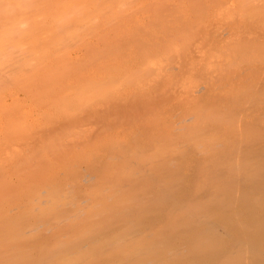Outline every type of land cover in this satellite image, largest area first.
<instances>
[{
    "label": "bare ground",
    "instance_id": "1",
    "mask_svg": "<svg viewBox=\"0 0 264 264\" xmlns=\"http://www.w3.org/2000/svg\"><path fill=\"white\" fill-rule=\"evenodd\" d=\"M15 1L16 0L12 1L11 3L13 4V2ZM198 1L199 0H197L196 5L198 4L202 6L203 4V6L200 7L197 5L198 6L197 7L195 5L194 13L197 12L196 13L197 15L195 14L194 16L195 18L198 15H201V13H203L202 11L201 13L199 12L200 11L199 7L203 8L205 6L204 8H206V6L208 5V3L207 4L205 3L206 5H204L203 2L200 1L201 3H198ZM253 1L254 0H241V1L239 0L237 4L238 5L237 10L235 8L234 10L233 9L227 10L225 9L226 6L224 7V4L219 8L218 6L220 5L219 4L218 6L216 5L215 8H213V10L219 9L220 11V9L222 8V9H225L226 12L225 13L222 12L224 13L223 16H225V18L223 17L222 22H220V20L222 19L220 18V20L217 21L218 23L216 22V19H215V17L218 16L217 14H219L217 13V11L216 12L214 11L215 14L217 13L216 16L214 13H210L213 15H209V16L207 14V17H210V18L212 16L214 17L215 22L213 23V25L211 22H210L211 25L208 23H205L206 21H211V19L206 20L205 19L206 15L203 14V16L205 17L201 15V17H203L206 20V21L204 20L203 26H209V25L210 27L212 26L211 28L209 27L211 29L210 32L212 33H209V31L207 30L209 28L207 27H204L202 30H199L198 27L200 25L197 26V23L193 28L195 32H191V29L188 28L191 23L190 21H189L190 23H187L188 27L186 25L184 26L183 24H180L181 22H184V20H182V17H183L182 15H181L182 17H180L181 21L179 19L177 20L176 18L178 23L177 22L169 23V22H161V21L160 23H158L159 25L157 26V28L159 32L163 36H165V39H167L166 41L170 39L172 42L173 40L174 43L172 42L173 43L172 44L173 47L171 48L172 50L170 53H169L170 51L169 48L168 50L167 49L165 50L167 46L165 48L163 47L165 45V44L163 45V41H165L163 40L162 46L160 47L157 46V48H152L149 51L147 50V52H150L153 49L157 50L159 47L160 50L157 51L158 52L157 54H161L163 53L161 52L162 51L161 48H162L164 51L163 53L164 56L166 54V56L168 57L167 58L165 56L166 60L168 59L167 60L168 65L171 64L169 63L171 61L175 62L176 60L178 61L179 59L183 62L184 60L183 62L184 69L182 70L183 74L181 75L180 73V76H177V75H174V72L172 74L171 72L172 70L169 71L172 68L171 67L170 69H168L170 73L169 74L168 72H166L168 68L167 64L160 63L161 61L160 59L161 57H163L162 56L163 54L160 56V55H157L154 51H152V54L155 53L157 55L155 57L160 56V59L158 57L160 61H158V59L156 58L157 59L156 61H158V64L160 63V65L156 64L157 65L156 66L155 64H153V62H151L153 67L152 65L151 66L148 65V69H147V66L145 69L148 71L149 68L151 67V70L148 71L150 73L152 72V69L154 68L153 69L154 73L152 72V74H155L157 72L156 73L157 75L156 76L153 75L154 78L152 79H155L158 76L159 80L161 79V77L163 80L161 84L157 83L158 85H155V87L157 86L156 87L157 89L154 87V90H151L153 87L152 85L154 83L153 84L149 83L150 85H147V88H150L149 90H151L152 92L155 91L154 94L159 93L160 96H158L159 94L156 95L157 98L160 97L159 99H161V97L164 96L162 98L166 100H163V103L166 102V105H167V101H171L167 97V92L170 89L176 86H181L183 89L185 90L187 89L188 91L187 90L186 91L189 93V89H191L193 85L191 86H188V85H190L189 82L192 81L191 78L194 76V73L196 75L197 72H200V74L203 75L202 78H204V76L211 75L210 74L211 72L213 75H215L214 74L215 72L218 74V76L214 77L216 80L211 78L212 82H214L213 80L216 81V83L214 82L215 84L214 83L212 84V86L213 85L215 86L214 90L210 88L212 91L209 90V93L211 92V94L208 96V93H207L206 94L207 97L206 95L204 96V99L206 98L205 100L200 98L202 100L201 101L199 99L201 101L200 104L197 103L198 101H191L192 99H189L188 97L185 99H182L183 101L181 100L182 105L181 104L179 105V102H178V105H179L178 107L182 106L181 112H178V113L179 114L181 113V115L186 116V117L184 116L185 117L184 120H186V118L188 120L189 118V120L193 119V121H191L192 123L190 125L181 127L182 128L181 130L180 128L179 129L175 128L177 129L176 130L177 132L173 133V129H172L173 127H169V125L170 126L173 125V122L170 123L171 121L170 118H168L170 120L169 121L170 124L168 125L166 124L168 121L167 118H163L164 120L163 119L160 120L162 115H160L161 117H158V119L159 118L160 119L158 120L159 122L158 121L156 122L157 124H159L161 121H162V124H164L165 120H166V123L164 125L159 124V128L157 127L158 134H156V137L158 136V139L155 138L157 142L154 141L155 139L153 137V142L155 144L154 145L155 148L153 150L154 152L151 151L153 153L150 152L151 154L149 155L146 153L147 151L146 149H145L146 151L141 150L143 151V153H140L141 151L139 152L138 150V152L140 153V156L139 158H137V161H136L137 164L135 165L133 164L134 167H132L131 164L130 166H127L129 165V163L127 165L125 164L126 166L124 167L125 170L123 168L122 169L123 172L121 174L118 173L119 175H116L117 174L116 173L115 174L116 177H113L112 175L111 176L113 177L112 180L107 181L109 182V185L107 184L105 186H107L106 189L108 188V193H105L103 195L102 194L103 191L102 193L100 192L101 190H104V189H101L102 187L99 188L101 189L100 191H96L98 190V187L91 188L92 191L94 188V191L92 193H90L91 191L88 193L92 194L91 196L92 198L95 197L94 198L95 200L93 199V201H95L93 202V204L94 203L95 204L94 205L90 204V205H93L92 209L91 210L88 209V212L86 211V214L88 213L90 214V215H87L88 219H86L87 217L83 219L82 217L84 216L80 218L81 216L80 215L79 220L71 221L72 219L71 217L73 216L68 215L67 207H65L67 211L63 212V209H64L63 207V209H61L62 212L60 211L62 214L61 213L57 215L52 214L53 218L55 219H51V220L52 221L58 220V224L60 222L59 225L56 223L58 226L56 227V229H53L52 236L49 230L47 231L49 232L48 236H46L48 234L47 232H46L47 234L45 235L44 234L45 232L42 231L41 233V231L39 230H38L39 233L38 232L36 234L31 233L30 235L29 234L30 232H29L28 233L29 236L24 235L27 233L23 231L25 227L32 226L30 225L32 223V220L30 219L31 215L28 213L29 216H27L28 215L27 212L25 215V211H22L24 212L23 215H25V217H23L22 213L19 210V212L21 213L20 216L18 215V217L16 216L9 217L8 215L7 219L6 218L3 219V222L0 221V264H264V115L262 114L261 117L258 115L259 118H257L256 117L258 114L257 113L256 115H254L255 118H250L251 116L246 117L247 113H245L246 116L243 115L242 117H238L240 115L239 113L240 111L238 112L239 115L236 114V111L239 109V107L241 109V107H243L244 104L249 105L251 108L258 106L259 104H262V106L264 107V101H262L264 99V90L262 93L260 92L259 89H257L258 82L262 80L264 77V73H261V68L263 67L262 65H264V43L261 40L262 37H264L262 36L264 35V11H262L264 9H259L257 5H253L251 3ZM6 2L4 1V3ZM22 2H24V0ZM26 2L27 4L30 3V1L29 2L26 1ZM263 3H264V0H263ZM16 4L17 2L15 3V5ZM15 5L13 4V6ZM17 5H19V3ZM154 5L155 4L151 6L150 4L151 8H153ZM180 5L181 4H179V6ZM175 8L176 7H174V9ZM211 11H212V8H211ZM88 12L89 11H85L84 13L86 14ZM98 12L100 13V11ZM98 12L96 13L98 14ZM113 12H114V9H112V15L117 13V12L116 13H113ZM147 12H148V9H147ZM169 12L172 13L171 11ZM65 13H69V12L66 10L63 14ZM91 13L93 14V12ZM91 13L89 15H91ZM174 13L178 14L177 12H174ZM174 13L171 14L172 16L168 15V17L169 18L175 17ZM62 15H61V18H57L54 23H57L58 20L60 21L62 19ZM66 15H64V17H66ZM102 15H103V12L101 13L100 18L102 17ZM107 17L108 16L105 17L106 21L110 19V18L107 19ZM168 17L167 19H169ZM186 17L184 16V18ZM100 18L98 17L97 19H100ZM149 18H151V16ZM187 18L192 19V17H187ZM97 19L93 21L91 19L92 22L91 21H90L91 23L89 22L91 24L90 25L89 23L86 24L85 22L86 18H85L84 22L86 25L85 24L84 25L82 24V25L86 29L87 25L88 27L92 26V23L94 22L98 24ZM197 19L198 18H196V20ZM77 20L79 21V19ZM77 20H76V23H78ZM80 20H82V18ZM188 20L185 22H188ZM198 20L201 21V19H198ZM198 20L196 22H198ZM194 22L192 21V23ZM72 23L74 25L75 21ZM108 23H106L109 26V27L107 26V28H110L113 22H111V26L109 25L110 23L109 24ZM32 24L33 23L30 24L31 26L30 28L33 27ZM205 24H208V25H205ZM19 25L20 24L16 25L18 29L9 28L10 30L9 29L8 30L10 31V33H8L9 31L7 30L5 32L3 31L2 32L3 39H5L4 36L6 37V39H8L9 35L12 33L11 31H13V34L17 33L18 31H21L22 27H19ZM63 25H65V23H63ZM63 25L62 24L60 25L61 27H64L63 30L59 28V26H57L59 29L58 30L56 28V25L52 27L53 29L55 28L54 29L55 31L58 30L54 34L56 35L59 34L58 36L62 37L64 34H61L62 35L61 36L59 31H61L62 33H65V30H64L66 29L65 26L67 27V25L65 26ZM76 25L77 27L80 26V25L78 26V24ZM222 25H226V26L230 25L232 28L230 27L229 29L233 30V33H234L233 37L235 38H233L228 43L227 41L223 42L222 45H220L221 43L219 42L220 44L218 45L217 49H214V51L216 50L215 53H213L214 51L212 50L211 52H207V51L205 53L203 52L201 56L205 54L206 55L204 59H202L203 60L202 63L197 64L196 62L198 60L196 59L200 56L196 55L198 57H195L196 58L195 59L193 56V54L195 53L190 52L191 46L195 42L193 39H197V40H199L200 38L204 39L202 38V35L206 36L208 34H210V36L211 34L214 35V37L213 36L211 37L215 38L216 34L219 32V29H221ZM37 26H39V24ZM41 26L43 25H40V27ZM45 26L44 28H46ZM68 26H70V24H68ZM96 26L97 25L95 24L94 27ZM28 27L27 29H24V31H22L24 34L26 32L28 33V35L29 33H31L32 30H29L30 28ZM82 27H79V29L82 30L81 29ZM92 27H89V28H92ZM44 28H42L43 33L40 35L42 37L44 35V32H45V35H47L46 34L47 29L45 30ZM73 28L76 29L75 27ZM118 28L120 27L117 26L116 29ZM195 28H198V30H196ZM201 28L202 26L200 27V29ZM223 28H225V26L222 27V29ZM32 29L34 33L36 31L35 33V39H36L37 37L36 35L40 33L37 30H40V29H36V30L34 28ZM48 29L52 30L51 28H49V26H48ZM79 29L78 30L76 29V32L78 33L79 31V34H80L81 31ZM101 29H104V27ZM204 29L206 30L203 31ZM73 30H71L73 32L72 34H69L70 31L67 32L68 30H66V33L69 34V37L67 36L66 37L67 38L72 37L74 39L76 36V39H78L76 33H74L75 30L74 31ZM92 30H94V28H92ZM115 30L114 28L112 29V34H115ZM6 32L8 34H6ZM109 32L111 33V30ZM109 32H108V35L110 34ZM153 32L154 31H152L151 33ZM47 33H48V38L51 39L52 36L50 35L49 32ZM66 33L65 35H67ZM89 33L91 35L92 31ZM13 34H11V37ZM20 35L21 34L19 32L13 36L18 38ZM49 35L51 36V38ZM108 35H104L103 33V36L108 37ZM149 35L150 34H148V36ZM22 36L24 35L22 34ZM32 36L34 37V34ZM32 36L30 34L27 38L31 37L30 39H34L32 38ZM58 36L53 35V38L57 37L56 39H58ZM64 36H63V39H65ZM210 36L208 35V37ZM1 37H2V34H1ZM144 37H147V36H144ZM88 38H91V36ZM81 39H82V34H81ZM234 39H236L237 41ZM166 41L164 43H166ZM216 44L217 43H215V45ZM193 47H192V50H193ZM194 50H197V46H196V49ZM169 54H173L174 56L173 57L172 55L168 56ZM192 56L194 59L192 58ZM174 57H176V59ZM177 57L179 58L177 59ZM201 58L203 57H200V59ZM177 61L175 62L176 64H177ZM164 62L166 61L164 60ZM242 62L243 63L245 62L248 65H250L251 72L247 74L248 76L246 78L239 79L238 78L239 76H237L238 69H239L238 67L240 63L242 64ZM161 65L163 66L161 67ZM164 65L167 66V68L166 67L163 68ZM259 65H261L260 69L258 68ZM146 70L145 72L143 71V74L145 73L144 75L149 76ZM199 76L197 77L199 78L198 80H200ZM235 78L236 79L238 78L240 81L238 82L237 81L238 79L236 80ZM205 79L206 77L204 78V80ZM207 79H210V78L207 77ZM207 79L206 81L208 82ZM234 81H237V82H234ZM195 85H197V83ZM260 86H262V84ZM138 89H140V87ZM260 89L262 88L260 87ZM159 99H157V104L159 102L163 106H165V103L163 104L162 100L159 101ZM243 108L241 110H243ZM257 108L258 107L254 109H257ZM258 109L261 110L260 108ZM178 111H180V109ZM159 113H161V111H159ZM159 113L157 114L155 113V116L158 115ZM243 113H244V110H243ZM262 113H264V111ZM152 118L153 117H151V119ZM147 119L150 120V118H147ZM155 119L156 118L153 119L154 122H155ZM149 120H143V121L147 122ZM156 123H154V125ZM144 125L145 124L143 123V126ZM146 125L144 127H146ZM151 125H153V122ZM174 127H177V126H174ZM178 130H180V132H178ZM139 141H138V144H139ZM153 142H151V145L153 144ZM134 145L136 146L137 144H134ZM112 146L113 145H111V147ZM146 146L148 145L146 144ZM115 147H113L112 149H114ZM140 147L143 148L144 146L140 145ZM108 151H111V150H108ZM118 151L120 153V150ZM119 153L117 152V154ZM108 154H110V152ZM115 154H116V151H115ZM125 154H126V151H125ZM112 156L111 158H113ZM128 160L129 159L125 161H128ZM120 161L123 163L122 160ZM114 165H117V163ZM42 168L43 167H41V169ZM121 168H120V171H121ZM41 169H39L40 172H41ZM44 171L46 170L44 169ZM30 172L31 171H28L27 175ZM35 172L38 173L36 170ZM43 173L46 174L45 172ZM43 173L41 172V175ZM88 175H86V178ZM101 175H100V178H101ZM32 176H27V178L28 177L32 178ZM34 176L37 177L36 174ZM94 177L95 176L93 175V180H94ZM102 177H105V176H102ZM38 178L40 177L38 176ZM32 179L35 180L34 177ZM83 179L85 181L86 180L89 181L88 178L85 179V176ZM102 180L104 181L105 178ZM33 183L31 182L32 185L37 186V184L35 183L33 184ZM93 184H96V183L94 182ZM5 187H6V184H5ZM1 188L3 189V191L5 190L4 192L10 191V190H7L6 188L4 189V186ZM47 189H49V187ZM0 191L2 193V190ZM44 192L43 194H45ZM29 193L32 194L31 191H28V194ZM40 194H42V192ZM4 195H6V198L8 200L7 193ZM15 195L16 194H14L13 198L17 196ZM60 195H63V194L60 193ZM88 197L86 198L88 199ZM32 198L33 197L30 198V201ZM92 198L90 199L92 200ZM1 199L2 198H0V201L5 200V198H3L2 200ZM40 199H45V198L42 197ZM90 199H88V201H91ZM83 200H84V197H83ZM30 201H28V205ZM51 201H54V200L52 199ZM33 202H37V201L33 200ZM73 203H75L74 200H73ZM87 203L89 204V202ZM87 203L85 202V204ZM19 204L20 203H18V206ZM25 204H26L24 205L25 209H29V206H27V203ZM49 205L50 204L48 203V206ZM67 205H68V202H67ZM72 205L74 206V204ZM77 205H81V204L77 203ZM1 206L2 208H4L2 204L0 205V207ZM56 207L57 205L55 206V208ZM58 207L61 208L62 206L59 205ZM41 208H42L41 209L42 212L38 210L40 214L41 213L43 214V215L41 214L42 216L41 219L37 216L38 221L36 222L34 219L33 221L34 223H38V222L41 223L39 224V226H37L38 228L47 227L48 229L47 225H50V224L46 218L49 219V217L51 216L50 215L51 213L50 214L47 213L48 217L45 218L44 215L45 216L47 215L46 213L44 214L43 210L46 212L45 209L47 208H44V209L43 207ZM73 208H77V207H73ZM73 208L69 211L72 212L74 210ZM80 208H83V207L80 206ZM54 209H52V207L50 209L48 208L47 212H49V210H54ZM10 210L12 211V209ZM77 210L79 209H76V211ZM82 210L83 209L79 210L78 212L80 213ZM30 212L32 214V211ZM54 213H59V212L54 211ZM79 213L75 215L78 216ZM12 215H13V211H12ZM1 218L2 217H0V219ZM31 218H34V215L31 216ZM76 218L73 217L72 220ZM29 221H31L30 224L29 223L27 225L24 224ZM62 228L68 229L69 233H67V231L64 232ZM49 229L52 230L50 226H49ZM33 231L36 232L37 230L36 231L33 230ZM60 231H63L64 235H62V233H59ZM65 233H67L68 235H66ZM49 238L50 239L52 238L53 240L52 239L50 240Z\"/></svg>",
    "mask_w": 264,
    "mask_h": 264
},
{
    "label": "rangeland",
    "instance_id": "2",
    "mask_svg": "<svg viewBox=\"0 0 264 264\" xmlns=\"http://www.w3.org/2000/svg\"><path fill=\"white\" fill-rule=\"evenodd\" d=\"M4 1L5 2L7 1L6 2L7 4L4 3ZM12 1L14 0H0V33L2 34V37L0 34V44L2 43L0 45V190H2V193L0 191L1 193L0 198L2 199L5 198V200L0 201L1 202L0 205L2 204L4 207V208H2V206L0 207V211L3 210L2 211L3 214L2 212H0L1 214L0 217H2L0 221L3 222V219L5 218L7 219L8 215L9 217L11 216L18 217V215L20 216L21 213L23 215L24 212L22 211H25V215L27 212V214L29 213L31 216L34 215V218H31L30 216V219L32 220L31 224H30L31 221L24 223L26 225L28 223L32 225V226H26V227L24 226L25 229L23 231L27 232L24 235H28L29 232H30L29 234L31 235V233L36 234L37 232L39 233V231H41V233L43 231L45 232L44 233L45 235L48 233L46 235L48 236L49 232L47 231L49 230L52 236L53 229H56V227L60 224V222L58 224V220H55V221L51 220V219H55L53 218V215L60 214L62 212L61 209H63L64 207L63 212L64 211L66 212L68 210L69 216L71 215L74 218L78 217L74 220H72L73 217H71L72 218L71 221L79 220L80 215H81L80 218L84 216L82 217L83 219H85L86 217H87L86 219H88L87 215H90V214L89 213L86 214V211L88 212V209L91 210L92 206L95 204V203L93 204V202H95L93 201L95 197L92 198L91 197L92 194H90L94 191V188L98 187V190L95 189L96 191H100L101 189H104L100 191L101 193L103 191L102 193L103 195L105 193H108V188L106 189L107 186H105L107 184L109 185V182L107 181L112 180L113 177H116V175L121 174L123 172L122 169L126 167L125 164L127 165L129 163V165L127 166H130L131 164V166L134 167V165L137 164L136 161H137V158H139L140 153H143L145 149L147 151L149 150L148 151L149 153L145 150L146 153L149 155L154 152L153 150L155 148L154 146L155 144L153 142V137L154 139L155 138L158 139V136L156 137V134H158L159 124L164 125L166 123V120L164 121V124H162V121L159 124L156 123L160 119V118L158 119V117H161L160 115H162L160 120H162L163 118H167L168 121L166 124L169 125L170 123L173 122V125L171 126L169 125V127H173L172 128L173 133L177 132L176 131L177 129L180 128L181 130L182 129L181 127L190 125L192 123L191 121H193V119L189 120V118H188L189 121L187 120V118H186L187 121L184 120L186 116L181 115V113L180 114L178 113V112H181L182 106L180 107L178 106L183 101L182 99H185L188 97L189 99H192L191 101H198L197 103L200 104V102L202 101L200 98L204 99V96L207 93H208V96L211 94V92L209 93V90L210 91H212L211 89L214 90L215 86L214 85L212 86V84L214 82L216 83L215 81L216 79L214 77L218 76V74L214 72L215 75H213L211 72L210 73L211 75L204 76V78L206 77V79L207 77L210 78V79H207L208 80L207 82L206 79L204 80V78H202L203 75H201L200 72L196 71L198 75L197 73L196 75L194 73V76L197 78L200 75L199 76L200 80H198L199 78H197L196 80L194 76H193L194 78L193 77L191 78L192 81L190 80L191 82H189L190 85L188 86L193 85V87L192 88L190 87L192 90L189 89V93L187 92L188 91L187 89L186 91L181 86L173 87L167 92V97L172 102L167 101V105H166V102H164L165 106H163L159 102L157 104V99H159L160 97L157 98L156 95H158L159 93L154 94L155 91L152 92L151 90H154L155 85L161 84L163 79L161 77L160 79L161 81H160L158 79V76L155 79H152L154 78L153 75L155 76L157 75L156 74L157 72L155 74H152L153 69H154L153 68L152 72L149 73L148 71L151 70V67L147 71L145 69L146 66L148 69V65L150 66L152 65L151 62H153V64L156 65L158 64V61L161 60L160 63L162 64L165 63L168 66V68L165 65L163 67V68L165 67L167 68L166 72L169 73V71L172 70L171 71L172 74L174 72V75H177V76H180V73L182 75L183 74L182 70L184 69L183 59H182L183 60L182 62L181 60L178 59L179 57H177L178 61L182 63L178 62L177 60H176L177 64L175 63L176 61L175 62L171 61L169 62L171 63L169 64L170 65L169 66L167 62L168 59L166 60L165 58L166 54L164 56L163 54L164 51L162 48H161L162 50L161 52L163 53L157 54L158 53L157 51L160 50L159 47L162 46V41L167 40L165 39V36H163L159 32L157 28V26L159 25L158 23H160V21L176 23L178 19L181 21L180 17L183 16L182 20H184V22H181V23L179 22V23L183 24L184 26L186 25L188 27L187 23L191 22L188 28L191 29V32H195L193 28L196 25V23H197V26L200 25L198 27L199 30H202L204 27L209 28L211 23L213 25V23L215 22V19L217 22L220 20V18H222L220 20V22H222L223 17L225 18V16H223V14L226 12L225 9L234 10L235 8L237 10V7H238L237 4L239 0H206V1L199 0L198 3L203 2L204 5L208 3V5L206 6L207 9L204 8L205 6L203 8H200L203 6V4L202 6L198 4L197 5L200 6L199 12L200 13L201 11L203 12L201 13V15L203 16V14H205L206 15L205 19L206 20L211 19V21H206L203 18L205 16L201 17V15H198L196 18L201 19V21L197 19L198 22H196L197 20L194 17L195 14L197 13V12L194 13V7L197 3V0L196 1L194 0L193 1L192 0L190 1L189 0H157V1L156 0H24V2H22L23 0L22 1L16 0L15 2H13V4L15 5V3L17 2V4L19 3V5L16 4L15 6H13V4L11 3ZM26 1L28 2L30 1V3L27 4ZM149 3L151 4V6L155 4L156 5V6L154 5L155 8L154 7L151 8ZM251 3L253 5H257L259 9H264L263 0L262 1L254 0ZM179 4L181 5L179 6ZM218 4L220 6H218ZM223 4H224V7L226 6L227 8L226 7L225 9L221 8L220 11L219 9L213 10V8H215L216 5L219 8ZM174 7L176 8L174 9ZM211 8H212V11H211ZM112 9H114L113 13L117 12L116 14H113L114 16L112 15ZM147 9H148V12H147ZM64 10L65 11L67 10L69 13L63 14L65 12ZM85 11H89L90 13L93 12V14L91 13L92 17L91 15H89L90 14L89 12L86 13L87 14L86 15L84 13ZM98 11H100V13ZM169 11H171L172 13L177 12L178 14L174 13L175 17L169 18L168 15L172 16L171 15L172 13H170ZM214 11L215 12L217 11V13H219V14L216 13L218 16H216ZM96 12H98L99 15ZM102 12H103L104 17L102 15V17L100 18V15ZM60 13L61 15L63 14L62 19L60 21L58 20L57 23H54L57 18H61ZM210 13H214L217 18L215 17L214 19L213 16L211 18L207 17V14L208 16L213 15ZM64 15H66V17H64ZM166 15L169 19H167ZM106 16H108L107 19L110 18L107 21L105 18ZM150 16L151 18H149ZM184 16L192 17V19L187 18V17L184 18ZM98 17L100 19H97ZM81 18L82 20H80ZM85 18H86V21H85ZM77 19H79V21ZM91 19L92 21L95 19L98 20L97 21L98 24L94 22L97 26L94 27L95 24L92 23V26L93 25L94 26L93 27L89 26V27L94 28V30H92V28H89L88 25H87V28L85 29L83 25L85 24V22L86 24L89 23ZM76 20L78 23H76ZM187 20L188 22H185ZM191 20L193 22L195 21L194 22L195 24L192 23ZM204 20L206 21L205 23H208L210 25L203 26ZM71 21L72 22L75 21L74 25ZM111 22H113L112 23L113 27L111 26ZM31 23H33L32 28H34L35 30L40 29V30H37L40 33L37 32L39 37L38 35H36L37 36L36 39H35L36 31L34 33L33 29L30 28ZM63 23H65L67 27L63 25ZM67 23L70 24L71 27L68 26ZM106 23H108L111 27L107 28L108 25ZM17 24H20L19 27H22L21 31L17 32V33L20 32L21 35L18 38H16L13 35H16L17 33L13 34V31H11L12 32L11 34H13L12 37L10 34L8 39H6L5 36H4L5 39H3L2 32L3 31L5 32L6 30L9 31L10 30L9 28H12V29L17 28L16 27ZM38 24L39 26H37ZM54 24L56 25L57 29H58L57 26H59V28L63 30L64 27L60 26L62 24L66 28L64 29L65 33H66V30H68L67 32L70 31L69 34L73 33L71 30L74 29L73 27L75 28L77 27L76 24H78V26L80 25L79 27L83 26L81 29L83 30L84 28V30L82 31L79 29V27H77L76 29L77 30L79 29L81 31L80 34H79V31L78 33L76 32V29H74L75 31L73 30L74 33H76L78 39H76L75 35H74L75 36L74 39L72 37H71L72 39L67 38L69 37L68 33H66L67 35H65V33H62L61 31H59L60 35L61 34L65 35V36L63 35L65 39H63L62 35H61L62 37H60L58 36L59 34L57 35L54 34L59 30L58 29L55 31L54 30L55 28L54 29L52 28L55 26ZM208 24H205V25H208ZM40 25H43V26L40 27ZM44 26L46 28H44ZM48 26L52 30H49ZM117 26L120 28L116 29ZM201 26L202 28L200 29ZM224 26L225 28L226 27L227 28L222 29V27ZM27 27L30 28L29 30L33 31V32L31 31L29 35L31 34L32 36L34 34V37L32 36V38L34 39H30L31 37L27 38L29 36L28 33L26 32L27 34L25 33L26 34L25 35L22 32L24 31V29H27ZM103 27L104 29H101ZM222 27H221L222 30L219 29V32L217 31L218 33L216 34L215 38H213L214 35L211 34V36H213L211 37L210 34H208L210 37H208V35L206 36L202 35V38L204 39H201V38L199 40L193 39L195 42L191 46L190 52L195 53L193 54L194 58L198 56L203 57L201 59L200 57H198L197 59L195 58L196 60H198L196 62L197 64L202 63L203 61L202 59H204L206 55L205 54L201 56L203 52L204 53L206 51L211 52V50L214 51V49H217L220 43H221L220 45H222L223 42L227 41L228 43L233 38H235L233 37L234 36L233 30L229 29L231 27L230 25L229 26L222 25ZM42 28H44L45 30L47 29L46 31L50 33L52 38L54 35V36H58V39H56L57 37L56 38L54 37L55 39L54 38L52 39L50 35L49 36L51 39H49L47 32H46L47 35H45V32H44L45 36L44 35L43 37L40 36L43 33ZM113 28L114 30L115 29L117 30V31L115 30V34H112ZM198 28H195V29L198 30ZM210 28L207 30L209 31V33H212L210 32L211 30ZM85 30L87 31V33ZM110 30H111V33L109 32ZM205 30L206 29H204L203 31ZM88 31L89 32L92 31V34L90 35ZM152 31L154 32L151 33ZM98 32H100L101 34ZM108 32L110 33L109 35H108ZM147 32L148 34H150L149 36ZM8 33H10V31ZM8 33L6 32V34ZM103 33L104 35H108V37L103 36ZM22 34L26 37L22 36ZM81 34H82V39H81ZM84 36L85 37L87 36V37L85 38ZM90 36L91 38H88ZM144 36H147V37H144ZM213 39H215L216 41ZM261 40L264 43V37H262ZM165 41H163V45L165 44L163 47L165 48L167 46L165 50L166 49L168 50L169 48L170 50L169 53H170L172 50L171 48L173 47L172 44L174 42L172 40L173 42L172 43L170 39H168V41L164 43ZM215 43L217 44L215 45ZM157 46H159L158 49L157 50L153 49L152 51H154L157 55H160V56L163 54L162 55L163 57H161V59H160V56H158L160 60L158 59V57H155L157 56L155 53L152 54V51H150L151 53L147 52V50L149 51L152 48H157ZM196 46L199 52L197 50H194L196 49ZM192 47H193V50H192ZM195 51L197 52V54ZM215 51L213 53H215ZM171 55L172 57L174 56L173 54H169L168 56H171ZM156 58L158 59V61H156L157 60ZM174 58L176 59V57ZM163 59L166 62H164ZM160 63L158 65H160ZM162 66L163 65H161V67ZM260 66L261 65H259L258 67L259 69H260ZM262 66L263 67L261 68V73H264V65ZM238 68L239 69H238L237 76H239L238 77L239 79L246 78L248 76L247 74L251 72L250 65H248L245 62L244 63L242 62V64L240 63ZM144 69L147 71V74H149V76L144 75L145 73L143 74V71L145 72ZM168 69L170 70L168 71ZM211 78L215 79L213 80L214 82L211 81L212 80ZM239 79L237 80L238 82L240 81ZM237 81H234V82H237ZM259 82L257 85V89H259L260 92L263 93L264 77ZM149 83L150 84L154 83L152 85L153 87L151 90H149L150 88H147V85H150ZM196 83L197 85H195ZM261 84L262 86H260ZM259 86L262 89H260ZM139 87L141 90L138 89ZM158 96H160V94ZM162 97L161 99H159V101L162 100V103H163V100H166V99ZM262 101H264V99ZM178 102H179V105H178ZM259 106L263 107L262 104H259L258 106L254 107V108L258 107L261 109L259 110L257 108L258 109L257 111V109L251 108L249 105L244 104L243 107L245 108L241 107V109L243 108L244 113H243V110H241L239 107V109L236 111V114L239 115L238 112L240 111L239 112L240 115L238 117H242L243 115L246 116L245 113H247L246 117L251 116L250 118H255L254 115L258 113L256 117L259 118V116L261 117L262 114L264 115V113H262L264 111L263 110L264 107L261 108ZM177 109L178 110L180 109V111H178ZM159 111H161V113H159ZM170 111L173 113H171ZM176 111L179 115L176 113ZM155 113L156 114L159 113L158 115H156L157 117L155 116ZM182 116L183 117L185 116V117L183 118ZM151 117L153 118L151 119ZM147 118H150V120ZM154 118H156L155 122L153 120ZM168 118H170L171 121ZM143 120H149L147 121L148 124L147 122H144ZM152 122H153V125H151ZM143 123L145 125L147 124L146 127H144L145 125L143 126ZM154 123L156 124L154 125ZM174 126H177V127H174ZM180 130H178V132H180ZM144 138L145 139L147 138V139L145 140ZM156 139L154 140L155 142H157ZM138 141L140 145L144 146L143 148L140 147V145L138 144ZM151 142H153L152 144L153 146L151 145ZM133 143L137 144L138 147L137 145L135 146ZM118 144L121 146V148ZM146 144L148 146H146ZM111 145L113 146L111 147ZM130 145L133 146L134 148L131 147ZM113 147L115 148L112 149ZM150 148L151 149L153 148V149L151 150ZM108 150H111L112 152ZM118 150H120V153ZM138 150L139 152L141 150L143 151L139 153ZM115 151H116V154H115ZM125 151H126V154H125ZM109 152L111 155L108 154ZM117 152L119 154H117ZM118 155L119 156L121 155V156L119 157ZM129 155L131 156V158ZM111 156L113 158H111ZM116 159L118 160V162ZM127 159L129 160L125 161ZM120 160H122L123 163ZM116 163L117 165H114ZM41 167L43 168L41 169ZM119 167L120 168L122 167L121 171ZM39 169H41L42 173L45 172L46 174L43 173L42 174L43 176H42ZM44 169L46 171H44ZM26 170L27 172L28 171H31V172L28 173L27 175ZM35 170L40 174L36 173ZM34 172L37 175V177L34 176L35 175ZM88 174L91 175L92 178ZM92 174L95 176L94 177L95 181L93 180ZM86 175H88L87 178L89 181L87 180L85 181L83 179L84 176H85V179H87ZM100 175L102 179L105 178L104 181L100 178ZM112 175L113 177H111ZM27 176H32V178L34 177L35 180L29 177L27 178ZM38 176L40 178H38ZM102 176H105V177H102ZM26 178L29 182L26 180ZM30 181L32 183L34 181V183L37 184V186L32 185ZM94 182L96 184H93ZM5 184H6V187H5ZM3 186H4V189L6 188L7 190H10V191L4 192L5 190L3 191V189L1 188ZM48 187L50 190L47 189ZM92 187H94L93 191L91 189ZM100 187L102 188L99 189ZM28 191H31L32 194L31 193L28 194ZM41 192L42 194L43 192L45 194L42 195L40 194ZM81 192L86 197L89 196L90 198H92L91 200L88 197V199H90L92 202L88 201V199ZM6 193H7L8 200L6 198V195H4ZM60 193L63 195H60ZM14 194L17 195V196L15 195L16 196L15 198H13ZM29 196L33 197L31 201H30L31 197ZM42 197L45 198L46 200L40 199ZM83 197H84V200H83ZM76 198L79 200H77ZM52 199L54 201H51ZM33 200L37 201L38 203L33 202ZM73 200L75 203H73ZM28 201H30L29 205H28ZM17 202L20 203L19 206ZM67 202H68V205H67ZM85 202L86 203L89 202V204L88 203L85 204ZM25 203H27V206H29V209H25V206H24L26 205ZM48 203L50 204L49 206H48ZM77 203L81 205H77ZM38 204L41 207H43V209L47 208L45 209L46 212L43 210L44 214L46 213L47 215V213L49 214L51 213L50 215L52 217L49 215L50 216L49 219L46 218L48 217V215L47 216L44 215V217L48 220L50 224V225H47L48 229L47 227L46 228L39 227L40 229L42 228L40 230L37 226H39V224L41 223L39 222L34 223L33 221V219L36 222L38 221L37 216L40 219L42 217L41 216L42 213L41 214L39 213V211H41L42 208ZM72 204H74V206ZM90 204H93V205H90ZM56 205H57L56 208L58 209L55 208ZM59 205H61L62 207L61 208L58 207ZM50 206L52 207V209L54 208L55 209L49 210V212H47L48 208L49 209L51 208ZM80 206L83 208H80ZM65 207H67V210ZM73 207H77V208H73ZM72 208L75 211L76 209H79V210L85 209V210L84 211L82 210L83 212L81 211L80 213L78 212L79 210H77L75 213L74 210L72 212L69 211ZM10 209H12L13 215ZM19 210L21 213L19 212ZM30 211H32V214ZM54 211L59 212V213H54ZM74 213L76 215L77 213L79 214L78 216H76ZM29 214L27 216H29ZM25 215H23V217H25ZM49 226L50 228H52V230L49 229ZM65 229L66 228L64 229L62 228L64 232L67 231V233H69L68 229L66 230ZM29 230H31L32 232ZM33 230L35 231L37 230V231L34 232ZM63 231H60L59 233H62V235H64ZM67 233L65 234L68 235Z\"/></svg>",
    "mask_w": 264,
    "mask_h": 264
}]
</instances>
